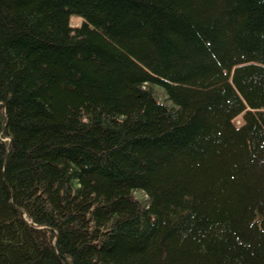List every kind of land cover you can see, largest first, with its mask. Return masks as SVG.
Here are the masks:
<instances>
[{
    "label": "trees",
    "instance_id": "trees-1",
    "mask_svg": "<svg viewBox=\"0 0 264 264\" xmlns=\"http://www.w3.org/2000/svg\"><path fill=\"white\" fill-rule=\"evenodd\" d=\"M0 264H264V0H0Z\"/></svg>",
    "mask_w": 264,
    "mask_h": 264
},
{
    "label": "rangeland",
    "instance_id": "rangeland-1",
    "mask_svg": "<svg viewBox=\"0 0 264 264\" xmlns=\"http://www.w3.org/2000/svg\"><path fill=\"white\" fill-rule=\"evenodd\" d=\"M82 23V19L80 18V17H78V16H73L72 18H71V24L73 25V26H78V25H80ZM236 123L238 124L239 122L238 121H236Z\"/></svg>",
    "mask_w": 264,
    "mask_h": 264
},
{
    "label": "bare ground",
    "instance_id": "bare-ground-1",
    "mask_svg": "<svg viewBox=\"0 0 264 264\" xmlns=\"http://www.w3.org/2000/svg\"><path fill=\"white\" fill-rule=\"evenodd\" d=\"M139 194V193H138Z\"/></svg>",
    "mask_w": 264,
    "mask_h": 264
}]
</instances>
